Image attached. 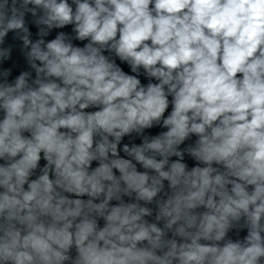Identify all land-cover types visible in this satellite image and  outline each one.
I'll use <instances>...</instances> for the list:
<instances>
[{
	"label": "clouds",
	"instance_id": "clouds-1",
	"mask_svg": "<svg viewBox=\"0 0 264 264\" xmlns=\"http://www.w3.org/2000/svg\"><path fill=\"white\" fill-rule=\"evenodd\" d=\"M0 264H264V0H0Z\"/></svg>",
	"mask_w": 264,
	"mask_h": 264
}]
</instances>
